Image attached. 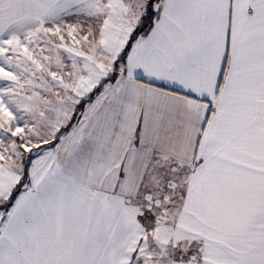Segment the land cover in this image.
<instances>
[{"label": "snow or ice", "instance_id": "1", "mask_svg": "<svg viewBox=\"0 0 264 264\" xmlns=\"http://www.w3.org/2000/svg\"><path fill=\"white\" fill-rule=\"evenodd\" d=\"M0 264H264V0H0Z\"/></svg>", "mask_w": 264, "mask_h": 264}]
</instances>
